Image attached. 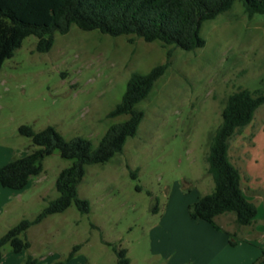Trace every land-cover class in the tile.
I'll list each match as a JSON object with an SVG mask.
<instances>
[{"label":"rangeland","instance_id":"rangeland-1","mask_svg":"<svg viewBox=\"0 0 264 264\" xmlns=\"http://www.w3.org/2000/svg\"><path fill=\"white\" fill-rule=\"evenodd\" d=\"M60 5L59 0H0V8L33 24H47ZM201 35L202 49L169 53L159 42L73 25L54 36L49 52H37V39L30 36L3 63L0 167L36 148L19 134L22 125L35 132L52 126L66 140L81 137L96 148L110 126L128 118L108 115L131 73L157 66L164 72L137 106L144 117L122 153L86 167L78 197L88 201L89 213L71 205L32 225L25 234L29 249L14 254L5 247L1 264H30L28 258L33 264H116L115 249L126 251L129 264H199L202 254L223 253L206 239L202 227L210 224L191 219L188 207L214 190L205 158L227 97L239 88L264 92V16L248 18L235 2L205 22ZM229 155L242 173L243 191L249 194L244 186L249 181L264 196V107L230 141ZM71 164L55 151L24 189L0 186V237L22 220H34L58 197L55 181ZM215 222L227 232L236 229L231 214ZM75 246L80 249L67 259ZM237 251L240 257L245 252L243 246Z\"/></svg>","mask_w":264,"mask_h":264},{"label":"trees","instance_id":"trees-1","mask_svg":"<svg viewBox=\"0 0 264 264\" xmlns=\"http://www.w3.org/2000/svg\"><path fill=\"white\" fill-rule=\"evenodd\" d=\"M47 24H33L18 18L9 8H0V69L12 58L23 41L37 39L36 51L51 50L56 34L65 35L75 25L82 31H97L111 37L131 36L146 43L159 42L174 49L195 52L206 45L201 35L205 22L216 19L240 2L248 18L264 16V0H59ZM164 72L157 66L147 73L133 72L128 78L120 103L109 113L110 118L127 116V120L112 125L92 149L91 142L81 137L66 140L57 130L48 126L35 132L29 126L18 128L21 136L31 140L35 149L0 167V186L11 190L24 189L32 177L43 171V160L57 151L61 158L72 164L61 170L55 181L58 197L32 221L22 220L0 237V263L3 250L9 247L14 254L29 249L26 231L50 215L59 214L74 205L82 215L89 213L87 200L78 197V187L89 165L104 164L121 154L126 141L133 138L143 120L144 113L137 109L150 95L155 83ZM264 107V92L239 88L230 94L221 112V123L215 130L206 155L207 173L214 190L188 207L191 219L201 220L220 230L215 219L231 214L236 231L225 232L230 246H234L237 230L250 226L257 216L256 206L249 202L242 188L243 176L230 158V141L249 126L257 110ZM80 249L75 246L67 259ZM116 264H129L125 250H116ZM33 264L28 258L25 262ZM61 264V263H55ZM252 264H264L262 254Z\"/></svg>","mask_w":264,"mask_h":264},{"label":"crops","instance_id":"crops-1","mask_svg":"<svg viewBox=\"0 0 264 264\" xmlns=\"http://www.w3.org/2000/svg\"><path fill=\"white\" fill-rule=\"evenodd\" d=\"M244 186L249 192V194L244 192L249 202L254 204L257 201H262L260 206H256L257 216L253 220V223L250 226L237 230V235L240 236L241 240L236 239L234 246H230L229 244V237L225 233L227 230L219 226L220 230L224 232L220 233V230L212 229L210 225H203L202 229L207 234L208 238L206 239L209 245L212 246L217 243L221 250L225 252L223 251L222 254L217 255L213 253L202 254L198 258L199 264H252L264 254V196H261V191L253 187L249 181H246ZM240 246H243L245 251L242 257L237 253ZM255 247L259 248V251ZM211 248L213 249L214 247L212 246Z\"/></svg>","mask_w":264,"mask_h":264}]
</instances>
